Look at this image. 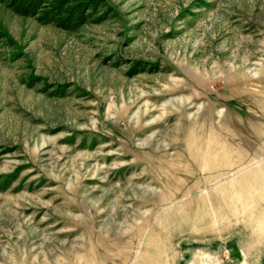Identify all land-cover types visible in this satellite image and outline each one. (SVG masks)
Listing matches in <instances>:
<instances>
[{"label":"rangeland","instance_id":"rangeland-1","mask_svg":"<svg viewBox=\"0 0 264 264\" xmlns=\"http://www.w3.org/2000/svg\"><path fill=\"white\" fill-rule=\"evenodd\" d=\"M105 1L0 4V264H264V0Z\"/></svg>","mask_w":264,"mask_h":264},{"label":"trees","instance_id":"trees-1","mask_svg":"<svg viewBox=\"0 0 264 264\" xmlns=\"http://www.w3.org/2000/svg\"><path fill=\"white\" fill-rule=\"evenodd\" d=\"M0 4H6L19 16L68 32L78 31L90 23L100 24L110 13L105 0H0ZM105 8L106 12L100 14Z\"/></svg>","mask_w":264,"mask_h":264}]
</instances>
